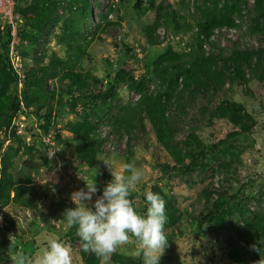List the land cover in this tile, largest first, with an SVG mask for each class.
Returning <instances> with one entry per match:
<instances>
[{
    "label": "trees",
    "instance_id": "16d2710c",
    "mask_svg": "<svg viewBox=\"0 0 264 264\" xmlns=\"http://www.w3.org/2000/svg\"><path fill=\"white\" fill-rule=\"evenodd\" d=\"M19 1L16 5V14L25 19L26 23V28L21 34L18 33L22 45L16 46L17 53L25 61L24 90L22 92L18 88L20 78L10 65L9 53L13 37L9 25L8 41L5 44L6 51L0 58V133L5 134L4 139H0V204L3 207L15 205L22 209L31 210L33 200H38L34 189H31L32 180L30 177L20 180L19 177L16 178L15 172L12 171V162L21 153L30 155L37 149L43 150L45 148L40 136L48 134L52 122L66 111V109H64L65 111L59 109L55 113V106H53L55 101L66 106L68 112H76L79 107L85 109V113L81 115L82 119L74 124H69L68 128V131L76 136L75 155L78 159L77 164L75 166L64 164L65 169L73 167L75 172H80L81 168L84 167L85 170L80 172L84 179L90 181L94 178L89 170L93 169L97 158L105 154L104 148L108 144L117 145L124 137L131 138V134L137 127L145 130L146 121H150L159 145L173 159L174 166L171 167L167 164L164 166L166 170L172 171V176H169L170 180L177 177L179 171L182 173L181 176L179 175L180 177L185 175V179L188 178V180H190L189 178H199L201 183L211 179L212 184L223 185V182L230 180V176L233 174L230 172L233 164L230 158H236L234 154L236 147L231 146L222 150L221 145L225 141L217 144H206L197 135L198 125L201 123L195 120L197 126L194 131L188 133L183 140L178 141L177 137L180 130L177 121L183 115L186 101L190 100L194 103L201 97L206 105L202 107L201 114L198 116L208 117L210 125H213L215 120H227L231 122L234 128L239 129L228 134L225 144L234 141V138L248 133L254 128L256 122L246 113L243 105L229 99L219 100L218 95L225 89L227 80L231 84L247 83L251 78L264 80V0H253L254 16H251V23L248 28V35H257L260 39L261 46L258 49L241 51L237 48L230 56L222 59V66L219 63L220 59L216 58L215 55L207 56L205 43L209 41L210 35L217 27H234L247 23L243 19L242 13L248 1L197 0L195 9L198 16L195 26L198 31L196 35L194 34L195 42L192 47L185 46V50L189 49L186 53H176L170 48L166 53L158 54L157 58L151 60V53L145 51L144 47L141 50L138 47L125 45L126 57L136 59L138 63L139 60L143 62L146 54H148L145 60L148 64H154L152 74L137 79L131 63L125 61L119 70L108 73L105 81L89 74H83L81 69L77 70V67H79L81 60L88 55L86 47L95 42V37L99 32L106 34L111 27L121 25L120 21H108L109 15L116 12L117 3L111 4L107 13L100 15V22L95 26L94 32H91L83 27L84 22L92 17L91 0H34V5L31 7L32 13H34L33 17L28 16L29 9L21 8V5L18 4ZM64 2L70 3L68 10L71 14L63 20L62 17H56V14ZM143 2V0H136V6L140 8ZM156 2L157 0H150V9L155 10L156 13L155 21L144 29L147 43L151 47L159 45V36L156 32L163 26L162 24H165L164 22L170 26L174 25L173 31L175 33L183 28L175 11L170 8L168 10L164 2L158 6ZM179 2L189 9L191 0H179ZM73 5H78L79 8L77 6V9L74 10ZM167 14L169 18H167ZM236 18L240 19L241 25L236 23ZM61 21H63V32L56 37V41L66 45L69 51L77 52L73 55L75 60L68 63L59 57H53L54 54L49 57L46 55L47 49H44L41 57H35L34 53L40 45L42 36L48 35L49 38ZM185 27L188 28H186L187 30L193 29L192 25L186 23ZM26 44L27 46H25ZM139 54H142L143 58H140ZM47 58H53V60L47 66L41 67ZM28 65L34 67L31 68ZM38 68L41 73L40 77L36 76L39 73ZM248 72L249 76L252 75L251 77H248ZM49 80L54 81L53 91L48 89ZM58 82L61 85L67 84V86L60 89ZM100 82H102L101 86L106 82L105 89L96 91ZM153 82L157 83V89L150 91L149 85ZM118 87H124L129 93L134 92L141 95L137 103L127 107L129 108L127 114L123 108L119 109V113H114V108L118 107L116 105V100L119 97ZM213 101L218 102L213 105L215 104ZM33 106L37 108H34V111L39 117L37 123L40 132H37L36 129H34V134L30 132L36 143L34 146H28L23 137L16 134V127H13V132L9 137L8 130L19 115L29 116L27 112ZM196 117L194 116V119ZM9 139L11 142L3 153L4 144ZM56 139L59 142L60 135H57ZM111 139H114L115 143H111ZM127 152L126 160L128 163L132 154L130 150ZM45 157L47 163L50 164L56 160H49L46 154ZM189 160V164H186V161ZM97 178L105 183L110 180L106 174H101ZM195 182L199 181L196 180ZM219 188L217 187V189ZM151 191L158 193L166 201L168 222L165 225V232L176 229L183 215L181 209L176 207L173 194H165L156 188ZM209 193L206 190L203 192L206 200H208V205L206 215L200 219V225L210 223L215 229L229 234L231 240L226 244L230 246V251L228 250L230 264H249V262L258 264L257 260L264 256V214H259L249 208L248 203L252 199L251 197L238 198L237 200L235 196L219 192L214 199L210 191ZM136 194L133 192L131 198L133 199ZM143 194L144 192L140 195V203L133 201L141 213H145L147 209V202ZM259 194L264 196V192L261 193L260 191ZM45 197L46 195L41 194L38 201L41 202ZM64 210L63 203H60L58 208L51 210V218L62 221ZM237 218L239 221L243 220L245 224L243 229L236 228L233 220ZM4 221V224L8 225L3 226V228L8 232L15 233L13 228L16 221L9 219L8 216L4 218ZM67 236L70 237L71 242L80 241L79 237L76 236L75 228H71ZM241 241L244 243L243 245L240 243ZM168 243L169 246L165 251L171 248L172 240L168 239ZM253 246L259 251L255 250ZM25 251L33 252L32 248H27ZM80 255L85 264H99L96 256L85 252L83 246ZM111 262L114 264H143V259H136L116 252L112 256ZM0 264H8L7 259L1 255Z\"/></svg>",
    "mask_w": 264,
    "mask_h": 264
},
{
    "label": "rangeland",
    "instance_id": "374dc122",
    "mask_svg": "<svg viewBox=\"0 0 264 264\" xmlns=\"http://www.w3.org/2000/svg\"><path fill=\"white\" fill-rule=\"evenodd\" d=\"M143 5L138 8L136 6V0H91L93 8L92 17L84 22L83 27L87 31L94 32V28L98 22H100V15L107 13L108 7L117 3L116 12L110 14L108 21L116 22L120 21V26L111 27L106 34L99 32L95 37L96 40L90 46L86 47L85 56L77 67V70L81 69L83 74H89L91 76L98 77L102 81H105L107 74L113 70H119L123 63H131L134 75L137 79L142 77H148L152 74L154 64H148L147 55L143 62L133 58L128 59L125 55V45H129L134 48H139L151 53L150 59L157 58L158 54L166 53L168 49L174 50L176 53H186L189 49L185 50V46L190 48L195 42L194 33L196 30V17L195 5L197 0H194L191 7L188 9L184 7L179 0H157L156 5L164 2V5L178 14L179 23L183 28L176 33L180 38V44L174 42H159L156 47L148 45L144 29L147 25H152L155 21V10L150 9V0H143ZM248 4L243 9V19L247 22L244 24L249 28L251 23V16H254L253 0H247ZM21 8L29 9V17H33L32 8L34 0H21L19 3ZM77 7L78 5H73ZM79 8V6H78ZM70 11L67 10L62 16L59 11L56 17H62L63 20L70 15ZM19 15V14H18ZM20 23L17 28V32H21L26 28L25 19L20 15ZM172 17V16H170ZM167 18L168 14H167ZM171 20V19H170ZM162 24L168 31H173L174 25L170 26ZM185 23L192 25L193 29L185 27ZM187 28V29H186ZM8 25L0 19V58L5 54V44L8 41ZM63 32V21L59 22L54 33L46 39L49 41L45 43L46 55L49 57H59L66 62L74 61L77 52L69 51L66 45L57 43L56 37ZM171 32V34H172ZM122 36V40L119 38ZM239 36L236 35V40L239 41ZM244 39L247 41L249 49H258L261 46L259 37L252 35H245ZM19 39H17L18 41ZM42 41V42H43ZM20 42V40H19ZM22 45V44H20ZM27 46V44L25 45ZM242 43L240 41L237 44L232 45H211L205 46V52L207 54V48L210 50L216 58H219L220 65L222 66V59L230 56L231 52L235 49H241ZM144 47V48H143ZM193 50V49H192ZM45 51V50H44ZM43 51V52H44ZM190 52V51H189ZM45 55V53H44ZM159 55V56H160ZM53 58H47L44 62L45 67L51 63ZM143 64V66H142ZM30 65V64H29ZM28 67H34L29 66ZM40 68V67H39ZM38 68V72H39ZM42 69V68H41ZM248 77L252 75L247 73ZM37 77L41 76V73L36 74ZM250 81V82H249ZM247 83H235L231 84L227 80L225 89L218 96L219 100H230L243 105L246 113H248L256 122L254 128L241 136L234 138V141H227V136L234 130L230 121L227 120H215L213 125L208 122V117L203 118L201 114L202 107H205L206 102L203 98L199 97L194 103L187 100L185 103L184 112L182 117L178 120V129L180 130L177 140H183L188 133L194 131L199 121L201 125H198L197 135L206 144L221 143V149H227L231 146H235L234 154L236 158H230L233 161L231 169V178L228 182H223V185L212 184L211 179L200 182V179L180 177L182 173L179 171L177 177L172 180L168 179L166 174L172 176L170 169H165L164 166H174L173 159L167 154V152L159 145L153 126L150 121H146V129L143 130L139 127L136 128L134 133L130 137H124L122 141H119L117 145L112 146L108 144L105 149V154L100 155L104 161L109 163L116 171L122 172V165L127 163L126 160L128 152L130 150V162H134L136 166L143 170L144 178L137 185L134 193L136 196L132 199L136 203H140L141 193L160 189L165 194L171 193L174 196L176 207L181 209L183 215L182 219L176 226V229L168 230L166 235L168 239L172 240L171 248L164 252L161 257L160 264H230L228 260V250L230 246H227L229 240H231L228 233L215 229L210 223H203L200 225V219L207 213L208 200H206L203 192L206 190L212 194V198L223 192L227 195L235 196L238 198L251 197L248 206L252 211L259 214H264V196H261L259 192H264V80L251 78ZM100 82L96 87L97 90L105 89V86H101ZM60 89L65 88L67 84L61 85ZM231 85V86H230ZM150 91L157 89V83L153 82L149 85ZM230 87V88H229ZM19 88V87H18ZM96 89V88H95ZM19 90H24V84ZM118 99L114 108V113H119V109L123 108L125 114H127V108L129 105L137 103L136 99L129 95L124 87H118ZM214 102V101H213ZM218 101H215L213 105H216ZM55 106L54 112L57 113L59 109L66 111L58 117V121L61 125L59 130L60 140L57 142L58 159L53 164L47 163L44 151L37 149L30 155L19 154L14 161L13 169L14 176L20 179H26L30 177L32 180L31 189H34L36 197L41 194L46 195L44 200L39 202L33 200V208L31 210L22 209L15 205H7L5 207L0 204V255L5 257L8 264H11L9 258V249L11 247V241L9 235L16 237L13 245L15 249L32 248L33 254L46 246L48 239L54 238L53 236L66 242L72 249V264H85L80 251L82 243L78 240L71 242L70 237L67 236L70 227L61 220L51 218L50 213L52 209L58 208L60 203H63V208H75L76 205L71 200V194L73 192L84 189L87 191L84 178L82 174L75 175L74 177L65 169L64 164L76 165L78 159L75 155V149L77 147L76 136L68 131L69 124H74L82 119L85 109L79 107L76 112H68V109L63 104L60 105L56 101L53 103ZM34 108L29 109L27 113L29 116L22 117V124L27 130V133H35L37 119ZM121 113V111H120ZM122 114V113H121ZM194 116L196 119H194ZM207 119V120H206ZM195 120V121H194ZM202 121H205L204 123ZM187 125H185V123ZM26 125V126H25ZM189 126V127H188ZM29 129V131H28ZM24 131V130H23ZM32 134V135H33ZM5 135L0 133V139H4ZM38 137V136H37ZM130 138V141H129ZM31 141H34L33 138ZM30 141V143H31ZM128 141V145H127ZM111 143H115L114 139L110 140ZM130 143V144H129ZM115 148V149H113ZM234 156V157H235ZM186 161V164H189ZM85 170V169H84ZM90 174L94 178L90 181H95L97 184L98 192L93 195L92 204H94L97 197L102 196L105 184L99 181L101 174H106L110 177V182L113 177L106 164L97 160L92 170H89ZM19 172V173H18ZM225 174V173H224ZM180 175V176H179ZM76 178V180H73ZM112 178V179H111ZM89 179V178H88ZM198 180L199 182H195ZM89 181V180H88ZM107 182V183H108ZM105 185V186H104ZM217 187H220L217 189ZM210 194V193H209ZM138 196V197H137ZM29 195L27 196V198ZM255 197V198H254ZM91 206V205H90ZM8 216L9 219L15 220L16 224L14 229L15 233L8 232L3 226L4 218ZM237 216V215H236ZM55 220L57 223L53 224L51 221ZM234 221L236 228L243 229V220L239 221L238 218ZM182 233V234H181ZM227 243V244H226ZM244 244L242 241L240 242ZM138 244L135 239L131 240L128 245L117 250L118 253L132 256L136 259L142 256L137 255ZM262 258H259V262ZM110 264H114L110 261ZM249 264H253L249 262Z\"/></svg>",
    "mask_w": 264,
    "mask_h": 264
},
{
    "label": "clouds",
    "instance_id": "9594fccd",
    "mask_svg": "<svg viewBox=\"0 0 264 264\" xmlns=\"http://www.w3.org/2000/svg\"><path fill=\"white\" fill-rule=\"evenodd\" d=\"M193 1L194 0H191L190 7ZM69 5V2H64L63 6L58 10L59 14L60 10L63 11V14L67 12ZM76 9L77 7H74V10ZM194 12L197 14L196 9ZM63 14L60 15L62 16ZM236 23L241 25L239 18H236ZM197 31L198 30L196 29L194 33L195 35L197 34ZM171 32L172 31H168L164 26H161L156 32L159 36V42H166L167 40V42L178 44L180 38L175 32H172V34ZM247 34L248 27L245 25L217 27L210 35L209 41L205 43V46L207 44L213 46L216 44L225 46L227 44H237L240 41L242 46L239 50L246 51L249 50L248 47H245L247 46V41L244 42V36H247ZM236 35H240L239 41L236 40ZM47 38L48 35H44L42 39L46 40ZM42 39H40L39 42L42 46L41 56L43 55L46 43L45 41L42 43ZM210 50H212L210 47L207 48V56L213 54ZM139 57L143 58V55L139 54ZM105 84L106 82L104 83V86ZM49 90L53 91L51 89ZM129 95L133 96L135 99L137 97L135 101H138L141 98V95L134 92L129 93ZM22 107L25 110L23 104ZM22 117L25 116L19 115L14 119L13 125L8 130V137L13 132V127H16V134L23 137L26 145L34 146L36 142L31 141V134L27 133V130L24 129V133L20 135L18 134V123L23 122ZM53 123L54 126L60 125L58 119L54 120L52 124ZM52 124L50 126V131H52L54 127ZM60 128L56 129V137L59 135L58 132ZM35 129L37 132H40L38 125H36ZM40 140L42 141V136H40ZM10 142L11 140L9 139L4 144L3 153ZM57 142L56 139V143ZM42 151L47 155L46 148ZM48 159L51 161L58 159V149L56 151V156L53 159L48 157ZM97 159L106 164L113 179L108 183L102 181L103 184L107 185H104L105 188L102 196L97 197L94 204H92L93 195L98 192L96 180L88 181L87 179L82 178L86 184L87 191L80 189L71 194V200L76 207L74 209L66 208L63 213L64 219L62 221H64L68 227L76 229V236L79 237L82 242L83 250L95 255L99 264H110L111 258L117 250L128 245L133 239H135L139 246L137 249V255L142 256L143 264H160L161 257L169 246L165 232V225L168 222L166 201L158 193H154L151 190L145 191L143 195L147 202V209L145 213H141L134 205L131 197L137 185L144 178L143 170L138 168L134 162H128L122 165L123 171L118 172L102 158L98 157ZM67 170L74 177L82 172L84 167L81 168L80 172L73 171V167H69ZM166 175L169 179L170 175ZM51 223L56 224L57 222L53 220ZM15 239V236L11 234L9 235L11 247L8 255L11 264H72L71 247L58 238L50 237L46 246L37 250L34 254L26 252L23 249L13 250ZM253 247L255 249V246ZM255 250L259 251V249ZM258 264H264V259H261Z\"/></svg>",
    "mask_w": 264,
    "mask_h": 264
},
{
    "label": "built area",
    "instance_id": "2783aa9c",
    "mask_svg": "<svg viewBox=\"0 0 264 264\" xmlns=\"http://www.w3.org/2000/svg\"><path fill=\"white\" fill-rule=\"evenodd\" d=\"M18 1L19 0H0V19L3 20L7 25H9L12 30L11 35L13 37V40L11 43V48H10V53H9L10 65L12 69L19 76L20 79H19L18 86L19 88L20 87L22 88L23 80L25 79V75L23 72L25 68V61L16 51V46L20 44L19 42L20 39L18 37V32H17V28L20 23V20H19L20 17L18 14H16V5ZM60 14H63L62 10H60ZM17 39L19 40L17 41ZM42 41L43 40H41V42ZM41 54H42V46L40 45L37 51L34 53V56L39 57L41 56ZM48 85H49V89L51 90L54 89V82L52 80L49 81ZM18 126H19L18 134L20 135L24 133L23 130L25 129V127L22 123H18ZM52 126H54V123L52 124ZM58 128H60V125H55L52 131L42 136V142L47 150V155L50 159H53L56 156V151H57L56 129Z\"/></svg>",
    "mask_w": 264,
    "mask_h": 264
}]
</instances>
